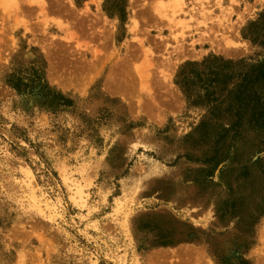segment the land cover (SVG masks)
<instances>
[{
    "label": "rangeland",
    "instance_id": "1",
    "mask_svg": "<svg viewBox=\"0 0 264 264\" xmlns=\"http://www.w3.org/2000/svg\"><path fill=\"white\" fill-rule=\"evenodd\" d=\"M16 1L0 264H264V0Z\"/></svg>",
    "mask_w": 264,
    "mask_h": 264
},
{
    "label": "bare ground",
    "instance_id": "2",
    "mask_svg": "<svg viewBox=\"0 0 264 264\" xmlns=\"http://www.w3.org/2000/svg\"><path fill=\"white\" fill-rule=\"evenodd\" d=\"M7 1H10V2H12V3H14L15 5H17V7H18V5H19V3L16 1V0H7ZM29 2H35V3H37L38 4V6H40V8L41 9H45L46 8V6H45V1L44 0H28ZM157 5V6H156ZM155 5V8H159L160 10H164V12H165V14H162L163 12H160V10H158V14L161 16V17H163V18H167L170 22H172V20L173 19H169L168 17H167V15H166V13H169V12H167V6H168V8H170L169 10L171 11V13H172V15H175L176 13H183V12H185V9L184 8H186V2H185V0H172L169 4L168 3H163V2H161V1H159L157 4ZM151 7H152V5H151ZM202 9V8H201ZM171 18H172V16H170ZM192 17H193V15H192ZM136 25V24H135ZM149 53V52H148ZM143 71V70H142ZM141 71V72H142ZM145 73V72H144ZM142 74V73H141ZM144 77V76H143ZM29 174V173H28ZM33 181V180H32ZM34 184V183H33ZM71 184L74 186V188L76 189V193H77V196L79 197V198H83V195H82V193H83V191H82V189H80V188H78V186H77V183H75V181L74 180H71ZM35 186V185H34ZM32 189V188H31ZM33 195V194H32ZM38 197H36L35 195H34V198H32V199H36L35 201V203H36V205H38L37 203H42L41 202V200L40 199H37ZM43 205H44V207L45 208H48L49 210H51V206L48 204V202H43ZM43 207V208H44ZM41 208V207H40ZM42 210V209H41Z\"/></svg>",
    "mask_w": 264,
    "mask_h": 264
},
{
    "label": "trees",
    "instance_id": "3",
    "mask_svg": "<svg viewBox=\"0 0 264 264\" xmlns=\"http://www.w3.org/2000/svg\"><path fill=\"white\" fill-rule=\"evenodd\" d=\"M260 76H263L264 77V74H261Z\"/></svg>",
    "mask_w": 264,
    "mask_h": 264
}]
</instances>
